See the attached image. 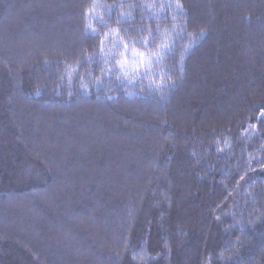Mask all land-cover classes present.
Listing matches in <instances>:
<instances>
[{
  "label": "trees",
  "instance_id": "1",
  "mask_svg": "<svg viewBox=\"0 0 264 264\" xmlns=\"http://www.w3.org/2000/svg\"><path fill=\"white\" fill-rule=\"evenodd\" d=\"M179 3L0 0V264H264V0Z\"/></svg>",
  "mask_w": 264,
  "mask_h": 264
},
{
  "label": "snow or ice",
  "instance_id": "2",
  "mask_svg": "<svg viewBox=\"0 0 264 264\" xmlns=\"http://www.w3.org/2000/svg\"><path fill=\"white\" fill-rule=\"evenodd\" d=\"M176 6L179 8L181 7L179 0H176ZM149 7H151V5H149ZM162 35L164 36V40H167V35L165 33H162ZM192 34L189 33V36H191ZM147 38H145V42H146ZM166 44L165 43H161L157 45V51L151 52L150 55H159V49L162 47H165ZM125 48H128L129 45L125 44L124 45ZM132 53L133 56L139 57V62L137 63L136 61L132 62V66L133 68L139 67V66H143V64L145 63V61L148 59V57L145 56L144 52L138 51L135 47H133L132 49ZM118 64L121 65V67H123L124 65L128 64L129 61L126 58H122L121 60L117 61ZM84 85H82L83 87Z\"/></svg>",
  "mask_w": 264,
  "mask_h": 264
}]
</instances>
